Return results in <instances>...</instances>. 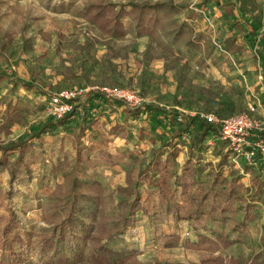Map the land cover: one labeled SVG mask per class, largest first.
I'll use <instances>...</instances> for the list:
<instances>
[{
	"label": "trees",
	"instance_id": "16d2710c",
	"mask_svg": "<svg viewBox=\"0 0 264 264\" xmlns=\"http://www.w3.org/2000/svg\"><path fill=\"white\" fill-rule=\"evenodd\" d=\"M220 1V9L228 18L223 50L229 55L248 53L264 78V24L250 18L242 0ZM84 14L89 23L109 36H123L128 24L139 35L152 37L156 32H167L188 50L204 52L199 39L187 25L178 24L171 9L163 4L129 3L119 11L111 3L92 4ZM242 26L247 29L248 51L234 34L233 27L242 30ZM5 79L9 80L8 75L0 71V82ZM19 83L26 90L33 88ZM116 109L123 114L120 122L107 115ZM3 112L9 117L18 114L0 99V114ZM101 118L105 121L100 124ZM154 132L159 133V151L165 150L164 156L154 153L136 175L127 169L124 185L117 186L111 195L117 213L108 219L103 188L95 173L97 166L115 168L126 158L136 162L135 155L127 150L111 153L110 144L120 135L125 143H131L149 139ZM44 136L71 139L72 156L60 150L63 158L57 165H46ZM214 136H219L218 127L207 123L199 113L184 114L154 103L129 108L122 100L91 93L75 100L71 113L59 119L50 116L15 142L0 144V264H22L21 253L30 235L45 264L65 262L66 253L93 264H131L140 252L116 250L112 244L137 228L140 221L154 229L161 240L160 250L178 247L181 238L174 232L160 233L157 228L188 223L196 240L185 241L184 249L209 255L190 264H239L238 260L215 254L241 243L248 225L257 219L264 202V153L256 149L252 165L235 158L225 142L215 141L212 159L206 161L198 149ZM256 140L264 144V136ZM182 147H186L187 157L179 163ZM34 173L39 177L50 175L56 183L48 195L51 205L40 215L48 228L28 234L22 228L15 199L22 194L17 184H29ZM245 176H249L248 186L242 181ZM259 236L261 251L248 264H264V224Z\"/></svg>",
	"mask_w": 264,
	"mask_h": 264
},
{
	"label": "rangeland",
	"instance_id": "374dc122",
	"mask_svg": "<svg viewBox=\"0 0 264 264\" xmlns=\"http://www.w3.org/2000/svg\"><path fill=\"white\" fill-rule=\"evenodd\" d=\"M250 18L264 24V0H242ZM114 4L116 11L129 3L163 4L171 9L174 20L185 24L199 39L203 54L187 49L167 32L154 36L139 35L126 25L123 36L101 33L89 23L84 10L92 4ZM220 0H0V71L9 80L0 82V99L18 113L9 117L0 114V144L15 142L24 132L51 116L49 101L59 91L88 89L95 85L119 86L135 93L144 103L176 109L184 114L211 113L218 117L245 114L248 104L256 109V117L264 120V78L257 63L249 56L229 55L223 50L224 26L228 18L220 9ZM128 23V22H127ZM234 28V34L247 49L246 27ZM31 84L26 90L19 83ZM111 119L121 121L123 114L116 109L107 112ZM104 118L99 123H104ZM136 123L135 127H139ZM48 151L46 165H57L68 151L72 156L74 143L62 136L43 137ZM214 136L199 149L204 159H212ZM158 132L143 141L125 143L121 135L109 146L111 153L127 150L136 157L129 158L115 168L98 165L95 173L103 188L104 214L113 219L117 213L111 195L117 186L124 185L125 172L131 168L136 175L154 153L159 151ZM62 150V154L59 151ZM187 157L181 148L178 162ZM33 174L27 184L20 181L17 188L22 194L15 199L23 230L31 234L45 226L40 215L49 209L50 191L55 180ZM5 176V175H4ZM243 182L249 185V176ZM264 224V202L257 219L250 223L242 242L215 254L225 260L233 258L239 264H248L261 251L260 233ZM160 233H177L181 242L171 250H160L161 240L144 221L137 228L114 240L112 247L138 250L140 254L131 264L199 263L207 253L188 252L185 241L196 236L188 223L163 225ZM227 232V228L225 229ZM21 253L22 264H45L34 238L29 236ZM65 262L56 264H93L66 253Z\"/></svg>",
	"mask_w": 264,
	"mask_h": 264
},
{
	"label": "built area",
	"instance_id": "2783aa9c",
	"mask_svg": "<svg viewBox=\"0 0 264 264\" xmlns=\"http://www.w3.org/2000/svg\"><path fill=\"white\" fill-rule=\"evenodd\" d=\"M91 93H100L108 99L122 100L129 108H138L145 104L133 92L119 86L95 85L88 89H70L56 93L50 98L49 110L56 119L73 111L75 100L84 99ZM207 123L216 125L219 130V140L226 143L235 158L252 163L255 150L264 153V144L257 138L264 136V120L256 117V109L248 104L245 114L239 116L218 117L211 113H199Z\"/></svg>",
	"mask_w": 264,
	"mask_h": 264
},
{
	"label": "crops",
	"instance_id": "0c3cea01",
	"mask_svg": "<svg viewBox=\"0 0 264 264\" xmlns=\"http://www.w3.org/2000/svg\"><path fill=\"white\" fill-rule=\"evenodd\" d=\"M244 179V178H243ZM243 181V180H242ZM244 183V182H243ZM245 184V183H244ZM246 185V184H245Z\"/></svg>",
	"mask_w": 264,
	"mask_h": 264
}]
</instances>
